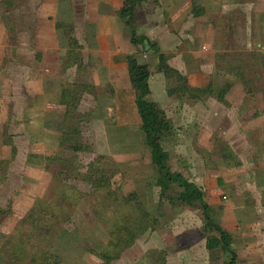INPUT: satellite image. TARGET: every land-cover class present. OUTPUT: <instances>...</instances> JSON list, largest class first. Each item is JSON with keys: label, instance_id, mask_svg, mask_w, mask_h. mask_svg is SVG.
Listing matches in <instances>:
<instances>
[{"label": "crops", "instance_id": "crops-1", "mask_svg": "<svg viewBox=\"0 0 264 264\" xmlns=\"http://www.w3.org/2000/svg\"><path fill=\"white\" fill-rule=\"evenodd\" d=\"M18 1L17 24L10 29L0 24V161H7L0 167V208L10 210L0 218V243L36 198L47 201L55 193L57 176L47 172L41 161L58 150L63 90L73 83L86 86L80 89L73 112L84 114L86 124L91 123L88 127L134 129L139 118L125 57L135 54L149 70L144 99L156 104L155 96L167 97L164 78L155 70V55L143 41L136 46L129 41L118 14L123 0ZM250 1L144 0L135 5L133 28L139 38L156 43L166 55V64L189 86L203 88L218 64L212 55L217 48L214 33L221 26L218 19L227 18L228 10L234 9H245L249 15ZM1 3L5 6L1 13L11 12L6 0H0V7ZM69 29L76 47L69 46L65 33ZM152 81L159 82V89H153ZM244 93L245 87L233 81L223 95L225 104L213 97L203 102L201 96L195 98L194 143L204 140L215 147L221 140L236 163L223 162L218 153L220 167L214 172L197 155L193 183L200 188L214 224L229 236L234 264H264V100L248 104ZM87 112L98 122L88 119ZM181 121L187 123L185 114ZM34 168L39 171L29 172ZM2 191L8 192L6 200ZM11 193V197L20 194L19 199L9 200ZM20 200L28 203L20 205ZM18 207L23 208L19 213ZM216 249L220 250H212ZM222 252L228 255L227 264L230 255Z\"/></svg>", "mask_w": 264, "mask_h": 264}, {"label": "rangeland", "instance_id": "rangeland-1", "mask_svg": "<svg viewBox=\"0 0 264 264\" xmlns=\"http://www.w3.org/2000/svg\"><path fill=\"white\" fill-rule=\"evenodd\" d=\"M6 3L9 4L11 12H0V24L10 29L17 24L14 16L17 13L14 9L18 8L19 1L6 0ZM249 3V15L245 9H234L226 11L227 18L218 19L221 26L220 30L214 33V45L217 48L212 52L218 64H215V69H211V75H208V82L214 88L223 85L229 88L233 81L245 87L244 101L248 104L260 98L264 100V0H251ZM135 12H138L137 6ZM254 12L257 14L253 15ZM214 19L217 20L216 17ZM222 21H228V24ZM11 35L12 32L9 38L14 41L15 38ZM189 69L193 73L192 63ZM163 78V86H160L165 92L177 85L173 77ZM151 86L153 89L158 86L159 89V82L152 81ZM201 97L202 102L209 98L203 95ZM154 99L171 126V131L164 134L160 140L161 147L168 154L167 164L170 170L177 171L188 181L194 182L197 176L195 159L200 155L204 165H207L206 168L218 171L220 163L216 146L221 140L218 139L215 147L204 144V140L203 144H196L193 140L197 130L193 121L195 109L192 108L195 99L190 98L187 93L186 96H177L175 92L167 97L155 96ZM235 99L237 100V97ZM239 99L242 98L239 96ZM86 114L90 115L89 112ZM184 114L188 118L187 123L181 121ZM127 115L129 117L131 114ZM70 116L71 123L78 129L81 145L86 149L71 153L60 147L54 155L44 157L41 161L47 172L57 176L53 195L69 196V199L62 203L67 220L60 225L61 230L53 243L58 264H100L98 253L106 243L107 234L98 219L106 224L116 223L123 216H131L134 219L141 206L149 214L146 229L109 264H158L161 263L160 257L164 259L162 264L226 263V253L218 249H204V237L201 232L204 218L199 207L181 203L178 200L181 191L178 186L160 190L155 184L157 172L149 162L148 150L143 144V134L138 125L134 129L91 128L88 127L91 123L86 124L84 114L71 110ZM88 119L98 122L97 117L91 115ZM74 138L77 139V136ZM30 159L35 167V156L32 155ZM94 159L98 160L99 168L113 172L109 179L110 189L115 190L113 201H108L105 194L95 192L90 184L83 180L86 164ZM67 161L74 164L69 166ZM66 167L74 171L64 173L63 168ZM32 171L38 172L39 168L29 172ZM60 172L62 174H59ZM26 185H29V182ZM129 192L133 193L130 200L126 197ZM7 195V191L1 193L2 200H6ZM11 195L12 193L8 197L9 200H18L20 196L18 193H14L12 197ZM50 198L47 197V200ZM135 200L141 206L136 205ZM19 203L25 206L28 200H20ZM17 210L19 213L23 208L18 207ZM115 216L116 220L113 219ZM41 248L46 249L37 239L26 246V251L31 256ZM28 260L22 259V264H30Z\"/></svg>", "mask_w": 264, "mask_h": 264}, {"label": "trees", "instance_id": "trees-1", "mask_svg": "<svg viewBox=\"0 0 264 264\" xmlns=\"http://www.w3.org/2000/svg\"><path fill=\"white\" fill-rule=\"evenodd\" d=\"M141 1L144 0H123L118 14L128 29L130 43L136 46L143 41L156 57L155 70L161 72L166 78L173 77L177 82V85L173 88L167 89V96H170L173 92L177 96H182V94L186 96L187 93L193 99L203 95L205 97H213L225 104L223 95L228 88L227 85H223L220 88H214L209 83L203 88L189 86L183 75L166 64V55L158 50L156 43L147 38L136 36L133 28V16L135 5ZM192 9H194L193 6ZM65 33L69 46L76 47L74 38L69 35L70 29L69 31H65ZM125 62L129 83L134 91V104L139 118V129L143 134V144L148 150L149 162L157 172L155 184L160 190L168 189L171 186H178L181 189L178 200L186 205H196L199 207L204 218L201 232L205 240V248L208 250L219 248L222 251L228 252L230 259L227 264H234L233 253L229 251V236L214 224L209 214V206L204 201L200 188L192 181L185 179L179 172L170 170L167 164L168 154L161 147L160 140L164 134L171 131V126L163 111L154 102L144 99V96L148 93L147 78L149 70L146 64L138 62L135 54L127 55ZM80 89L84 90L86 86L73 83L70 85V89L63 90L61 98L62 103L65 105V111L58 148L63 147L64 150L71 153L86 149L81 145L80 136L78 138V129L76 125L71 123L70 116L71 110L75 109L74 107L78 101ZM2 136L4 141L8 142L4 132ZM75 136H77V139L74 138ZM216 148L223 162L228 161L229 164L236 163L232 152L224 143H219ZM13 153L14 148L11 147V156ZM6 162V160L0 161V167L5 165ZM67 162L69 166L74 164L72 161ZM97 163L98 160L94 159L86 164L83 180L90 184L95 192H101L109 199L108 201H113L115 199V190H111L109 186V179L113 175V172L99 168ZM63 170L64 173L74 171L69 167L63 168ZM59 174L62 173L60 172ZM132 196V192L126 194L129 200ZM67 199H69L67 194L53 195L47 201L36 198L31 207L17 220L7 237L0 243V264H22V259H29L28 262L30 264H58V259L53 251V243L61 230L60 225L63 221L67 220L66 210L64 206L62 207V203L67 201ZM57 202L59 203L58 205L56 204ZM135 204L141 206L137 200H135ZM9 212V206L3 209L0 208V218L9 215ZM148 215L146 210L141 206V208H138V215L134 219L131 216H123L116 223L111 222L109 224L98 219L107 234L106 243L98 253L101 259L100 264H109L112 259L119 256L121 251L130 246L139 234L144 232L148 225ZM115 217L113 219L116 220L117 216ZM37 239L41 241V246H45L46 249L41 248L38 252H35V256L32 254L30 256L26 251V246L31 245L32 241H36ZM159 259L161 263L158 264H162L164 262L163 257Z\"/></svg>", "mask_w": 264, "mask_h": 264}]
</instances>
